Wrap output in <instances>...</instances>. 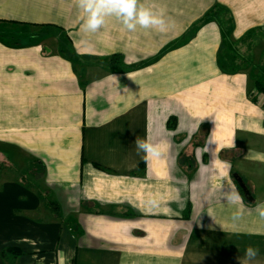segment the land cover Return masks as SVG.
Segmentation results:
<instances>
[{
	"label": "crops",
	"instance_id": "crops-1",
	"mask_svg": "<svg viewBox=\"0 0 264 264\" xmlns=\"http://www.w3.org/2000/svg\"><path fill=\"white\" fill-rule=\"evenodd\" d=\"M139 3L163 32L112 16L90 33L76 0H0V28L31 36L0 38V264H238L248 247L264 264V104L250 95L264 0ZM34 27L65 33L79 57ZM137 137L160 156L138 155ZM33 160L45 175L29 187Z\"/></svg>",
	"mask_w": 264,
	"mask_h": 264
},
{
	"label": "clouds",
	"instance_id": "clouds-1",
	"mask_svg": "<svg viewBox=\"0 0 264 264\" xmlns=\"http://www.w3.org/2000/svg\"><path fill=\"white\" fill-rule=\"evenodd\" d=\"M76 3L87 14L81 25L85 32L99 31L105 25L106 18L112 16L121 19L124 28L130 32L136 31L137 25L143 29L157 28L161 32L166 29L165 20L162 18L163 13L157 15L151 8L141 5L139 0H76ZM134 143L137 154L144 153L142 158L145 160L150 157H159L161 154L160 147L148 142L147 139L137 137ZM228 200L234 204L241 202V197L234 186L233 194L228 197ZM149 203L155 204V201H149ZM257 207L260 209V219L264 220V207L259 204ZM242 213L241 207H237L232 213V220H239ZM258 257L259 249L248 247L243 256H238L236 259L238 264H258Z\"/></svg>",
	"mask_w": 264,
	"mask_h": 264
},
{
	"label": "rangeland",
	"instance_id": "rangeland-1",
	"mask_svg": "<svg viewBox=\"0 0 264 264\" xmlns=\"http://www.w3.org/2000/svg\"><path fill=\"white\" fill-rule=\"evenodd\" d=\"M33 31L36 38L38 37L41 40H43L44 44L47 45L48 48L51 49L52 51H56L57 53L62 54L66 58L73 60L79 57L76 50L69 42L66 34L61 32L60 30L58 31L46 27H34ZM0 38L5 39L8 42H21V41L25 42L28 41L31 38V36H29L27 33H22L20 30H16L15 28L10 29L3 26L0 28ZM74 52H75V56H73ZM221 64H223L225 67H230L232 69L245 66L248 68V70L251 73L254 74L259 73V71L257 70L258 67H256L254 62H247V61L241 62L239 60L237 61L236 59L230 60L226 56L223 59H221ZM261 73H264V71L261 70ZM262 82L264 81L257 78L251 81V83L253 84L250 89V95L251 98L260 101V103L264 104V91H260L258 89V83L262 84Z\"/></svg>",
	"mask_w": 264,
	"mask_h": 264
},
{
	"label": "trees",
	"instance_id": "trees-1",
	"mask_svg": "<svg viewBox=\"0 0 264 264\" xmlns=\"http://www.w3.org/2000/svg\"><path fill=\"white\" fill-rule=\"evenodd\" d=\"M213 12H216V11H214V9H213L209 13H207V16L205 17L204 20L206 21V20L210 19L211 13H213ZM9 43L15 44V42H9ZM73 56H75V52L73 53ZM116 58H118L120 60L122 59L120 54L119 55L118 54L113 55L112 59H116ZM258 89L260 91H264V83L263 82H262V84L258 83ZM44 175H45V165L41 161L33 160V161H31V163H29L26 174L24 175V183H25V185L32 187V184L35 183L36 181L40 180ZM238 176H240V175H238ZM242 179H243V177H242ZM243 181H244L245 185H247L244 179H243ZM239 186H240V184H239ZM247 190L249 191V195L247 193L246 194H247V197H249V196H251V192H250L248 187H247ZM45 193H48V191L44 192L43 190H40L41 197L44 196ZM52 204H55V203H52ZM17 252L20 253V251L17 249L7 248L3 251L2 255L5 259H8L9 257H11V255L14 256V254Z\"/></svg>",
	"mask_w": 264,
	"mask_h": 264
},
{
	"label": "water",
	"instance_id": "water-1",
	"mask_svg": "<svg viewBox=\"0 0 264 264\" xmlns=\"http://www.w3.org/2000/svg\"><path fill=\"white\" fill-rule=\"evenodd\" d=\"M235 177H236L237 181L239 182L240 186L243 187V189H245L246 193L249 195V191L247 190V187H246L242 177L238 176L237 174H235ZM249 199L251 200V197H249Z\"/></svg>",
	"mask_w": 264,
	"mask_h": 264
}]
</instances>
